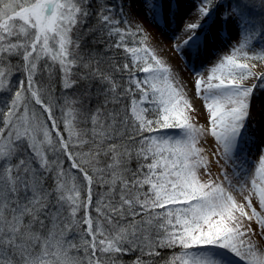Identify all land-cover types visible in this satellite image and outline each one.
Listing matches in <instances>:
<instances>
[{
    "label": "snow or ice",
    "instance_id": "1",
    "mask_svg": "<svg viewBox=\"0 0 264 264\" xmlns=\"http://www.w3.org/2000/svg\"><path fill=\"white\" fill-rule=\"evenodd\" d=\"M142 7L157 25L173 15L172 0ZM254 7L196 0L172 37L198 58L218 24L236 26L228 53L193 72L197 124L135 0H0V264H264Z\"/></svg>",
    "mask_w": 264,
    "mask_h": 264
},
{
    "label": "rangeland",
    "instance_id": "2",
    "mask_svg": "<svg viewBox=\"0 0 264 264\" xmlns=\"http://www.w3.org/2000/svg\"><path fill=\"white\" fill-rule=\"evenodd\" d=\"M113 2H117V0H113ZM228 0H225L227 3ZM260 3V0H257ZM178 5V4H177ZM260 9V10H259ZM135 11L139 17V22L143 25L144 29L147 33L146 44L149 47H152L156 50L157 55L162 59H165L167 63H169L173 69L174 74H178L179 82L181 84L186 85L185 91L191 103L196 108V112L191 113L193 121L197 124H204L206 120L205 109L203 106V101L196 98L195 90L192 86L195 77L193 76L194 71L202 72L204 75H207L206 69H210L217 62L218 56L222 54H227L229 49L236 41V26L235 24H223L220 23L216 26V31L221 32V36L223 39L217 40L215 43L214 40L210 41L207 49L202 52V54L197 57H188V64L185 62V56H182L180 53L174 51V41L172 38H166L165 41L162 40V29L159 25L151 22L150 18L145 16L142 0H135ZM258 12L260 14L259 22L262 15H264V11L261 8H258ZM178 15V14H176ZM180 19L179 22L186 23L187 18H183L181 15L178 17ZM169 27V24L166 25ZM172 26V23L170 24ZM182 27V25H180ZM257 46L264 45V41L257 40ZM256 72L264 71V64H258V66L253 69ZM252 81H249L251 83ZM252 128L251 131L257 136V144H259V137L262 132H264V92L257 91L252 99ZM163 131V130H162ZM207 151H212L215 148L214 141L211 137L207 139L206 144L203 145ZM257 148L256 146L252 147V155L256 154ZM216 171L215 166L213 165V172Z\"/></svg>",
    "mask_w": 264,
    "mask_h": 264
},
{
    "label": "bare ground",
    "instance_id": "3",
    "mask_svg": "<svg viewBox=\"0 0 264 264\" xmlns=\"http://www.w3.org/2000/svg\"><path fill=\"white\" fill-rule=\"evenodd\" d=\"M195 2H196V0H172V13H173V15L171 16L170 22L167 23V24H169V27L167 26V29H165L167 24L164 23L163 21H161L159 23V26L162 29L161 38L163 41H165L166 38H169V39L172 38L174 35H179L180 38L183 39V35H182L180 30L184 27V25L186 23L193 22L192 12L194 10L193 5ZM177 4L179 6H177ZM179 9H181L183 12L182 16L187 18L186 23L179 22L180 19L178 18V16H176ZM171 23H172V26H170ZM180 25H182V27ZM216 34H217L218 38L214 37L212 39V40H214L215 43L217 42L218 39H219V42H220V39H223V37L220 35L221 34L220 31H216ZM212 40H211V42H212ZM184 59H185V62L188 64V58H184Z\"/></svg>",
    "mask_w": 264,
    "mask_h": 264
},
{
    "label": "trees",
    "instance_id": "4",
    "mask_svg": "<svg viewBox=\"0 0 264 264\" xmlns=\"http://www.w3.org/2000/svg\"><path fill=\"white\" fill-rule=\"evenodd\" d=\"M253 3L255 4V7L253 8V10H252V15L255 17V19H256V22L258 21V19H259V16H260V14H259V12H258V8H260L259 7V2H257V0H253ZM260 10V9H259ZM258 23V22H257ZM123 259L127 262V261H131L132 259H134V256H125V257H123Z\"/></svg>",
    "mask_w": 264,
    "mask_h": 264
}]
</instances>
